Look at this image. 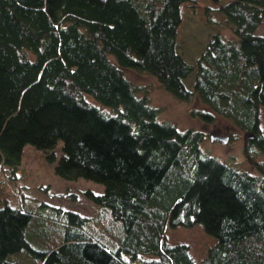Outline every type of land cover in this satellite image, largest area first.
Segmentation results:
<instances>
[{"label": "trees", "instance_id": "trees-1", "mask_svg": "<svg viewBox=\"0 0 264 264\" xmlns=\"http://www.w3.org/2000/svg\"><path fill=\"white\" fill-rule=\"evenodd\" d=\"M197 1L0 0V172L26 144L54 160L62 141L55 172L104 187L85 191L96 213L68 210L49 240L33 210L0 199V264H264V0L221 3L235 38L210 34L192 63L180 32ZM125 68L198 99L207 123L230 118L256 171L206 154L202 129L159 119ZM198 224L215 238L200 260L168 236Z\"/></svg>", "mask_w": 264, "mask_h": 264}, {"label": "rangeland", "instance_id": "rangeland-1", "mask_svg": "<svg viewBox=\"0 0 264 264\" xmlns=\"http://www.w3.org/2000/svg\"><path fill=\"white\" fill-rule=\"evenodd\" d=\"M223 2L225 0H198L196 6L187 3L190 6L183 7L185 18L181 26L179 49L189 62L195 63L204 40L206 41L210 34L220 32L228 39L235 38L225 14L218 9ZM257 32L264 34V22L258 27ZM125 72L138 87L139 95L147 94L151 104L159 109V119L169 120L180 129H202L205 132L202 148L206 154L217 156L239 169L256 171V167L243 150L248 135L230 118L217 114L214 122L207 123L202 118L192 115V109L202 106L198 99L185 102L175 97L150 73L133 68H125ZM106 110L110 111L108 108ZM260 125L264 131V111L260 114ZM216 134L230 135V140L228 142L212 140L211 135ZM61 146L62 141H59L53 148L55 158L51 160L50 150L39 149L28 143L23 149L18 167L15 170L7 168L0 172V199L9 195L12 204L19 203L24 208L33 210L35 212L33 222L38 219L40 223L47 224L40 228L42 231L40 234H43L46 240L51 236L47 230L51 227H61L56 219H64L68 210L87 215L96 213V205L87 196L86 190L92 189L96 193L104 191L103 185L93 180L84 177L65 179L55 172L61 155ZM40 217L46 219L42 220ZM168 236L172 243H188L197 260L201 259L213 239L215 240L199 224L194 227H169ZM32 244L40 246L35 240ZM32 261L31 259L30 263ZM26 263L30 264L27 261Z\"/></svg>", "mask_w": 264, "mask_h": 264}, {"label": "water", "instance_id": "water-1", "mask_svg": "<svg viewBox=\"0 0 264 264\" xmlns=\"http://www.w3.org/2000/svg\"><path fill=\"white\" fill-rule=\"evenodd\" d=\"M211 138L213 140H221L223 142H228L229 141V136L228 135H212Z\"/></svg>", "mask_w": 264, "mask_h": 264}]
</instances>
